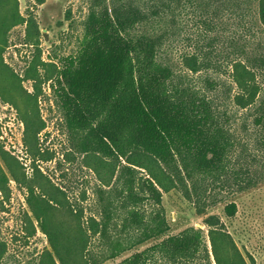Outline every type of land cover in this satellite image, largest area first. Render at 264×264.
<instances>
[{
	"label": "trees",
	"instance_id": "1",
	"mask_svg": "<svg viewBox=\"0 0 264 264\" xmlns=\"http://www.w3.org/2000/svg\"><path fill=\"white\" fill-rule=\"evenodd\" d=\"M186 8L202 47L184 54L182 66L200 74L225 61L230 83L200 74L197 85L160 60ZM17 25H24L22 44L34 50L21 72L3 58ZM39 45L33 12L23 15L17 0H0V99L23 124L31 169L28 175L0 141V198L9 199L10 180L26 189L25 229L33 235L38 228L47 240L37 264H255L215 213L202 218L205 229L170 233L162 194L180 191L203 215L211 186L234 194L264 183V0H89L73 53L44 61ZM45 83L71 147L96 178L95 210L86 215L39 165L53 158L40 142ZM238 119L243 139L233 127ZM236 211L235 201L223 204L225 217ZM5 252L0 239V261Z\"/></svg>",
	"mask_w": 264,
	"mask_h": 264
},
{
	"label": "rangeland",
	"instance_id": "2",
	"mask_svg": "<svg viewBox=\"0 0 264 264\" xmlns=\"http://www.w3.org/2000/svg\"><path fill=\"white\" fill-rule=\"evenodd\" d=\"M17 2L21 14L24 15L26 10H31L35 15L40 33L39 47L42 60L49 61L51 58L62 57L76 50L77 40L81 35V22L87 13L89 0H45L44 3L35 6L32 0H17ZM231 21L232 19L229 22ZM23 34L24 25L10 29L8 46L3 52L5 62L17 72L23 70L34 53L33 48L22 44ZM225 35L227 36L226 33ZM201 44V29L191 9L186 8L177 15L175 35L163 47L160 60L169 64L177 74L187 75L197 85L200 84L198 79L200 74L219 76L224 82L230 83L229 69L225 61L221 62L222 65L217 72L209 69L200 74L191 73L182 66V56L202 47ZM23 86L27 91H31L30 81H24ZM4 94L7 95L6 92ZM38 107L45 121V127L40 133L41 146L53 156L50 161H41L39 165L43 172L63 186L69 201L83 207L86 215L90 208L95 210L92 189L96 184V178L92 171L82 166L80 156L71 147L68 133L62 124L61 113L54 102L48 83L43 84ZM227 108L230 111L237 109V116H241L242 111L233 106L229 100ZM241 121L238 119L233 127L243 139ZM22 131L23 124L14 108L0 99V141L7 151L26 165V173L29 175L30 160L22 142ZM249 137L252 135L249 134ZM220 187L217 185L210 187L204 201L203 215L195 213L192 202L183 198L180 191L163 193L162 205L170 226L169 232L177 233L189 225L205 229L202 218L205 214L215 213L232 233L242 252L252 256L255 264H264V183L246 192L234 194ZM9 188V199L0 198L3 200L0 203V239L6 243V252L0 264H37L39 252L47 246L46 236L38 228L33 235H28L24 222L25 214H29L25 202L27 191L12 180L9 181ZM82 191L86 194L84 200L81 199ZM198 193L203 194L202 188ZM211 200H218V203L212 205ZM228 200L235 201L237 205V211L231 218L225 217L222 213L223 204ZM34 225L36 226V222ZM103 264H110V261ZM159 264L206 263L203 259L194 258L181 259L176 263L162 260Z\"/></svg>",
	"mask_w": 264,
	"mask_h": 264
}]
</instances>
